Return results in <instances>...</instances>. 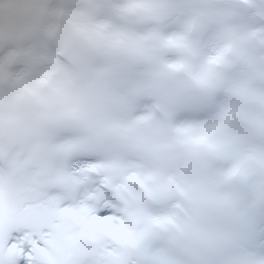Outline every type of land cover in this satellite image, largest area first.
<instances>
[{
  "label": "clouds",
  "instance_id": "1",
  "mask_svg": "<svg viewBox=\"0 0 264 264\" xmlns=\"http://www.w3.org/2000/svg\"><path fill=\"white\" fill-rule=\"evenodd\" d=\"M101 201L61 264H264V0H0V220Z\"/></svg>",
  "mask_w": 264,
  "mask_h": 264
},
{
  "label": "snow or ice",
  "instance_id": "2",
  "mask_svg": "<svg viewBox=\"0 0 264 264\" xmlns=\"http://www.w3.org/2000/svg\"><path fill=\"white\" fill-rule=\"evenodd\" d=\"M93 167L91 163L79 169L80 171ZM95 198V197H93ZM107 208L101 203L95 208L81 202L75 207L57 204L54 214L57 222H28L17 215L8 224L0 220V264H61L63 252L55 238L60 228L59 220L65 215H71L84 231L89 221L95 220L103 225L111 235L119 237L121 221L117 217L99 214ZM109 254H114L111 248H106Z\"/></svg>",
  "mask_w": 264,
  "mask_h": 264
}]
</instances>
